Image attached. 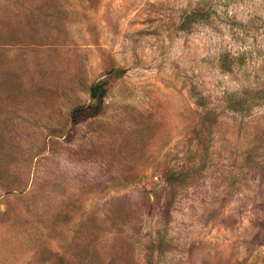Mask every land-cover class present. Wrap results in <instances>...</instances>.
<instances>
[{
    "label": "rangeland",
    "instance_id": "1",
    "mask_svg": "<svg viewBox=\"0 0 264 264\" xmlns=\"http://www.w3.org/2000/svg\"><path fill=\"white\" fill-rule=\"evenodd\" d=\"M0 264H264V0H0Z\"/></svg>",
    "mask_w": 264,
    "mask_h": 264
},
{
    "label": "trees",
    "instance_id": "2",
    "mask_svg": "<svg viewBox=\"0 0 264 264\" xmlns=\"http://www.w3.org/2000/svg\"><path fill=\"white\" fill-rule=\"evenodd\" d=\"M105 92L104 82L95 83L91 87V97L94 99V102L73 108L71 111L72 120L79 122L98 114L102 107Z\"/></svg>",
    "mask_w": 264,
    "mask_h": 264
}]
</instances>
